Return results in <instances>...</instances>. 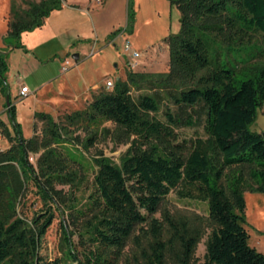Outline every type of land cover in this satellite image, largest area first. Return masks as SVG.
I'll use <instances>...</instances> for the list:
<instances>
[{
  "label": "trees",
  "instance_id": "1",
  "mask_svg": "<svg viewBox=\"0 0 264 264\" xmlns=\"http://www.w3.org/2000/svg\"><path fill=\"white\" fill-rule=\"evenodd\" d=\"M64 0L11 4L3 42L20 46L23 31L43 24ZM180 11V30L170 35L166 72L144 73L128 68L124 79L110 90L95 93L85 110L67 114L69 122L109 121L113 141L127 143L120 166L94 158L91 180L80 157L67 148L77 143L71 128L47 112H36L43 122L41 135L24 137L9 105L12 131L0 120V133L10 142L0 150V264H35L40 235L55 217L65 248L45 264H116L137 225L150 218L154 242L144 264H164V251L177 241V264H191L202 231L189 229L184 220L168 215L169 239L162 240L159 220L152 215L170 190L181 198L207 201L210 228L202 264H264V253L249 245L245 227V191L264 192V138L250 129L264 105V48L253 36L264 38V0H170ZM128 13L125 29L133 24ZM7 64L0 52V83ZM175 87L178 104L204 105V135L184 142L173 128L174 118L162 121L155 94L131 95L142 82ZM95 133L84 141L88 149ZM30 154H37L32 161ZM91 183L81 202L78 191ZM32 185L40 207L27 220L18 205ZM63 186H67L64 189ZM67 215L71 228L65 222ZM78 233L81 255L72 245Z\"/></svg>",
  "mask_w": 264,
  "mask_h": 264
},
{
  "label": "rangeland",
  "instance_id": "2",
  "mask_svg": "<svg viewBox=\"0 0 264 264\" xmlns=\"http://www.w3.org/2000/svg\"><path fill=\"white\" fill-rule=\"evenodd\" d=\"M28 1L38 0H0V44L4 31L8 28V22L12 19L11 4L14 3L20 10L28 7ZM71 1L84 5L89 0ZM90 1L92 6L87 13H82V9L64 6L63 11L68 12L69 16L65 20L64 27L59 31L62 33L60 40L62 43L49 42L41 50L35 52L36 61L29 60L26 67L20 68L16 72V79H12V73H9L10 81L16 80L13 84L12 94L9 95V101L17 105L20 115L26 114L33 107L40 109L42 106L36 101L35 96L37 95L34 91L37 85L46 80L48 82L41 92L50 89L55 93L75 95L79 91H87L78 99L65 100L67 105L57 108L52 115L57 122L71 128L72 136H77L75 139L77 143L66 146L74 155L83 160L87 176L91 180L92 173L96 168L94 158L120 166L126 156L128 144L113 141L107 132V129L113 126L109 121L92 122L84 118L71 123L67 120L66 115L85 110L95 93L111 89L105 86L107 80L114 82L118 78L124 79L128 68L144 73L166 72L169 67L166 39L180 30V11L176 4L171 3L170 0ZM128 13L133 14L134 20L132 27L125 30ZM82 36L89 37L90 40H80ZM126 40L139 52L137 64L134 67L130 65L128 54L123 51ZM253 41L256 47L264 48V38L260 32L254 34ZM89 51L93 52V55H89L87 53ZM80 52L82 53L79 59L75 60L72 54ZM11 58H14V54ZM64 60L68 61V67L63 71L61 65ZM22 83L29 87L31 93L28 97L18 96ZM94 84L97 87L94 89L96 91L91 89ZM175 91V87L171 85L164 86L157 82L154 83V81L150 83L144 81L139 88L131 87V95L135 99L140 93L157 95L160 107L157 112H152V114L166 122L169 121L166 111H170L174 118L173 128L178 139L188 143L193 137L204 135L203 125L206 109L202 104L188 106L176 103L170 96L171 92ZM3 103H6V98ZM8 118L10 119L9 115ZM34 126L32 130L29 124L26 125V129L22 131L23 136L31 137L34 133L41 135L43 122L36 118ZM249 127L253 131H264V105L257 110L256 118ZM10 131L13 132V130ZM92 133H95V141L88 149H84V141ZM0 135V150H3L9 147L10 142L1 133ZM36 156L37 154H30L32 161H35ZM63 188L67 189L68 187L63 186ZM90 190L91 183L89 181L77 192L81 202L84 201ZM244 198V225L249 232L248 243L264 253V192L245 191ZM39 204L40 200L34 187L30 185L18 205V211L22 212V215L29 220L33 212L40 207ZM207 209V201L181 198L173 189L164 197L159 209L152 215L159 220L160 238L165 241L170 236L167 215L176 222L184 220L189 229L202 231L191 264H202L204 261L205 241L210 230ZM64 218L68 228H71L67 215H64ZM60 221L61 216L55 212V217L40 235V247L35 264H45L55 256H61L66 260L63 255L65 245L62 240ZM152 228L150 218L137 225L127 239L116 264H144L145 254L150 252V245L154 242ZM81 239L78 233L72 234L70 238L72 245L76 246L80 255L84 248ZM176 250H179L177 241L168 245L164 251V264H177ZM66 262L70 261L66 260Z\"/></svg>",
  "mask_w": 264,
  "mask_h": 264
},
{
  "label": "crops",
  "instance_id": "3",
  "mask_svg": "<svg viewBox=\"0 0 264 264\" xmlns=\"http://www.w3.org/2000/svg\"><path fill=\"white\" fill-rule=\"evenodd\" d=\"M98 2V1H97ZM101 2V1H99ZM70 6L71 8L75 9H82V13H87L90 11V7L92 6L91 1L89 0L86 4L80 5L78 3H75L71 0H64L63 5L59 9H53L49 15L45 18L44 22L42 25L35 27L32 30H26L23 31L20 35V46H7L3 42V37L6 35L7 30L5 29L4 35L2 36V43L0 44V52L4 55L6 59V78L5 82L0 83V120H2L10 130H12V122L8 118L9 115V105L14 108L15 112V120L18 122L21 126V130L24 131L26 129V125H30L32 130L34 129V123L36 121L37 116L35 115L36 112H47L50 113L51 115L55 112V110L59 107H63L67 105V102L65 100L71 99L75 100L78 99L81 95L84 94V92H87L85 90L79 91L75 95H68L66 93L62 92H57L55 93L53 90H48L46 89V92H41L43 91L44 86L47 84V80L44 81L42 84L37 85L34 93L37 95L35 96V99L37 102L41 104L42 107L40 109H35L34 107L31 108L26 114L20 115L18 111L17 105L14 103H11L9 101V95L12 94V88L13 84L16 81L11 82L9 79V73L11 72L12 79H16V72L20 68L26 67V63L29 60L36 61L37 56L35 52L41 50L47 43L49 42H54L56 41L58 44L62 43L61 40V35L59 31L61 30L62 27H64L66 23V19L69 16L68 12H64V6ZM66 13V14H64ZM63 14V15H62ZM127 30V28L125 29ZM80 40L84 41H89V37L82 36ZM19 51V52H17ZM82 52L77 53L79 59L80 55ZM89 55H93V52L91 53L90 51L87 52ZM14 54V58H11L12 55ZM75 54V53H73ZM41 58V57H38ZM65 64V60L63 61L61 67ZM68 65V64H67ZM66 65V69L67 66ZM65 69V70H66ZM64 71V70H63ZM4 73V74H5ZM106 83V82H105ZM25 83H22L20 85L19 91H18V96L20 95L21 97H28L30 90L28 87V91L25 94H21L20 89L22 86H25ZM96 85H92L91 89L93 91H96ZM52 91L53 93L51 94ZM33 93V92H32ZM50 93V94H49ZM39 94V95H38ZM17 96V94H16ZM40 96V98H39ZM6 98V103H3V100ZM10 116V115H9ZM53 116V115H52ZM26 122V123H25ZM28 128V127H27ZM1 139V135H0Z\"/></svg>",
  "mask_w": 264,
  "mask_h": 264
},
{
  "label": "built area",
  "instance_id": "4",
  "mask_svg": "<svg viewBox=\"0 0 264 264\" xmlns=\"http://www.w3.org/2000/svg\"><path fill=\"white\" fill-rule=\"evenodd\" d=\"M123 51L128 54L130 58V65L134 67L137 64V58L139 57V52L132 47L131 43L128 40H126L123 45ZM67 64L68 61L65 60V64L62 66V70L66 69ZM105 86L107 88H111L113 86V82L111 80H107ZM27 91H28L27 86H22L20 89L21 94H25Z\"/></svg>",
  "mask_w": 264,
  "mask_h": 264
},
{
  "label": "water",
  "instance_id": "5",
  "mask_svg": "<svg viewBox=\"0 0 264 264\" xmlns=\"http://www.w3.org/2000/svg\"><path fill=\"white\" fill-rule=\"evenodd\" d=\"M72 57L76 60L77 58H78V54L77 53H75V54H72ZM262 133V135H263V138H264V131L263 132H261Z\"/></svg>",
  "mask_w": 264,
  "mask_h": 264
}]
</instances>
